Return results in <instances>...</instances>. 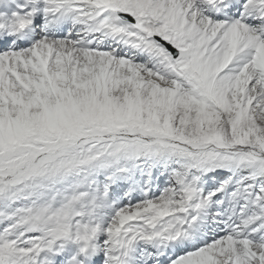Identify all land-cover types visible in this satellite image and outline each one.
<instances>
[{"label": "snow or ice", "instance_id": "1", "mask_svg": "<svg viewBox=\"0 0 264 264\" xmlns=\"http://www.w3.org/2000/svg\"><path fill=\"white\" fill-rule=\"evenodd\" d=\"M0 264H264V0H0Z\"/></svg>", "mask_w": 264, "mask_h": 264}]
</instances>
